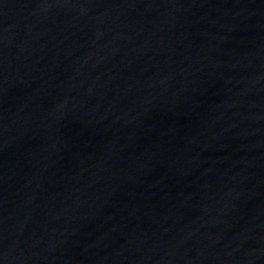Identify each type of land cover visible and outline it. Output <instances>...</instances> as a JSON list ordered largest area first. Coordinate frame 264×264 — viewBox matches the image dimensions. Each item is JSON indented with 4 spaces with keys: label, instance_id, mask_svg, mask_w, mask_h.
Instances as JSON below:
<instances>
[{
    "label": "water",
    "instance_id": "water-1",
    "mask_svg": "<svg viewBox=\"0 0 264 264\" xmlns=\"http://www.w3.org/2000/svg\"><path fill=\"white\" fill-rule=\"evenodd\" d=\"M0 264H264V0H0Z\"/></svg>",
    "mask_w": 264,
    "mask_h": 264
}]
</instances>
